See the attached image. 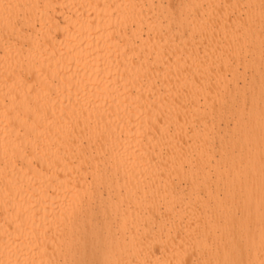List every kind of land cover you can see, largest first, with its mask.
<instances>
[{"label":"bare ground","instance_id":"6f19581e","mask_svg":"<svg viewBox=\"0 0 264 264\" xmlns=\"http://www.w3.org/2000/svg\"><path fill=\"white\" fill-rule=\"evenodd\" d=\"M262 260L264 0H0V264Z\"/></svg>","mask_w":264,"mask_h":264},{"label":"snow or ice","instance_id":"6c2138e0","mask_svg":"<svg viewBox=\"0 0 264 264\" xmlns=\"http://www.w3.org/2000/svg\"><path fill=\"white\" fill-rule=\"evenodd\" d=\"M221 7H223V6H221ZM206 23H210V21H207ZM134 27H135V24L133 23V28ZM204 55H205V57H207V53H205ZM68 90L70 91V86H69ZM55 92L56 93L59 92V88L58 87L55 88ZM45 95H47V93H45ZM149 95L151 96V93ZM68 99H69V103H71V97L70 96L68 97ZM78 99H79V97H78ZM137 99H139V97ZM141 107H143V106H141ZM5 115H7V112L5 113ZM72 115H75V111L72 112ZM61 117L63 118V121L56 123L55 136H56V138L58 140H63L66 145L70 141L71 149L73 151H75L76 148H77L75 138L74 137H69L68 134L65 132V128L70 123V120L68 118V114L62 112L61 113ZM48 123L52 124L53 121L49 120ZM32 131L37 136H44L45 134L50 133L51 129H44V128L37 129L36 126L33 125ZM37 147H39V144H37ZM57 151H59V148H57ZM85 192L87 193V189H85ZM80 211L83 213L84 216H87L91 211H93L92 207L89 205L87 196H85V198L80 201ZM16 264H20V262L17 261ZM261 264H264V260L261 261Z\"/></svg>","mask_w":264,"mask_h":264}]
</instances>
